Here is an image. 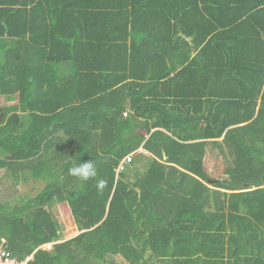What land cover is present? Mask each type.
Wrapping results in <instances>:
<instances>
[{"label":"trees","instance_id":"obj_1","mask_svg":"<svg viewBox=\"0 0 264 264\" xmlns=\"http://www.w3.org/2000/svg\"><path fill=\"white\" fill-rule=\"evenodd\" d=\"M0 114L18 260L264 264V0H0Z\"/></svg>","mask_w":264,"mask_h":264},{"label":"rangeland","instance_id":"obj_2","mask_svg":"<svg viewBox=\"0 0 264 264\" xmlns=\"http://www.w3.org/2000/svg\"><path fill=\"white\" fill-rule=\"evenodd\" d=\"M143 152L141 148H139L136 153H141ZM146 156H150V154H146ZM65 161L64 157L60 160V159H57V164L56 166L53 168L52 172L54 174H59L61 173V165L62 163ZM135 166V163L133 161H131V163H129L127 165V170H126V173L127 174H130L132 173V169L133 167ZM38 168H40L38 165H37ZM29 171V170H28ZM8 172V168H3L1 167L0 168V174H7L5 176L0 177V203H8V204H13L17 201V196H15V194H13L14 191L10 190V186H9V182H10V179L12 177V175H10V173H7ZM32 173L29 171V175L28 177H26L27 181H28V184L24 185V186H20L18 187V191H16V193L18 192L19 195L20 193L22 194V192H27L28 195H34L35 193H38L40 190H42L45 186L46 183H49L51 181H53V179H56V178H51L50 176H48L47 174H44L43 178H38V177H35L33 175H31ZM63 176H60L59 178H57L56 181H59V183L63 180L62 179ZM222 177H225L222 175ZM5 178V179H4ZM25 179V178H24ZM23 179V180H24ZM17 182V181H16ZM75 181H71V183L69 185H72ZM13 185V184H12ZM68 185V186H69ZM60 218L62 217V215L60 214L59 216ZM64 229L61 228L60 232L61 234L63 233ZM71 235H68V236H65V238L69 237ZM60 240H55L54 242H58ZM53 242H51V245H52ZM45 249H47V247L45 246ZM108 259V258H107ZM109 262H107L106 264H116L114 262H111L109 259H108ZM152 262V261H151ZM150 264V262H149ZM152 264H159L157 262V260L153 261Z\"/></svg>","mask_w":264,"mask_h":264},{"label":"built area","instance_id":"obj_3","mask_svg":"<svg viewBox=\"0 0 264 264\" xmlns=\"http://www.w3.org/2000/svg\"><path fill=\"white\" fill-rule=\"evenodd\" d=\"M132 154L127 155L118 165L116 171L119 172L124 168V164L126 161L130 160ZM6 241L3 239L0 241V264H28L29 260L32 256H27L24 259L18 260L16 256H14L6 247ZM53 244V243H52ZM50 249L51 242L45 243L41 247Z\"/></svg>","mask_w":264,"mask_h":264},{"label":"clouds","instance_id":"obj_4","mask_svg":"<svg viewBox=\"0 0 264 264\" xmlns=\"http://www.w3.org/2000/svg\"><path fill=\"white\" fill-rule=\"evenodd\" d=\"M69 171L73 176L78 177L81 181H87L89 178L97 176V170L94 163L91 161H84L79 166L73 167ZM105 184L106 181L104 180L98 181L99 188H103Z\"/></svg>","mask_w":264,"mask_h":264},{"label":"crops","instance_id":"obj_5","mask_svg":"<svg viewBox=\"0 0 264 264\" xmlns=\"http://www.w3.org/2000/svg\"><path fill=\"white\" fill-rule=\"evenodd\" d=\"M220 139H222V136L220 137V138H218L217 140H220ZM143 151V150H142ZM0 157H4L3 155H1ZM19 164V168H18V173H16L15 175L16 176H12L11 177V179H10V184H9V186H10V190H12V191H14L13 192V194H15V196H17V200L19 199L18 198V192L16 193V191H18V190H16V189H18V187H20V186H24V185H26V184H28V181L26 180L27 178L26 177H28V175H29V171L27 170V169H25L24 170V168H20V163H18ZM32 175V174H31ZM25 178V179H24ZM5 179V178H4ZM24 179V180H23ZM17 181V182H16ZM13 184V185H12ZM1 190V189H0ZM45 244V243H44ZM43 245V244H42ZM41 245V246H42ZM41 246H39V247H41ZM5 247H6V245H5ZM42 248V247H41Z\"/></svg>","mask_w":264,"mask_h":264},{"label":"water","instance_id":"obj_6","mask_svg":"<svg viewBox=\"0 0 264 264\" xmlns=\"http://www.w3.org/2000/svg\"><path fill=\"white\" fill-rule=\"evenodd\" d=\"M0 121H1V114H0Z\"/></svg>","mask_w":264,"mask_h":264}]
</instances>
